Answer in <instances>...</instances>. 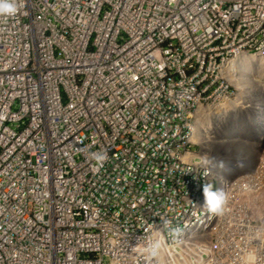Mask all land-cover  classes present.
I'll use <instances>...</instances> for the list:
<instances>
[{
    "label": "built area",
    "instance_id": "obj_1",
    "mask_svg": "<svg viewBox=\"0 0 264 264\" xmlns=\"http://www.w3.org/2000/svg\"><path fill=\"white\" fill-rule=\"evenodd\" d=\"M17 3L0 14V264H264V145L228 178L194 140L200 110L236 97L230 61L264 55V0Z\"/></svg>",
    "mask_w": 264,
    "mask_h": 264
},
{
    "label": "rangeland",
    "instance_id": "obj_2",
    "mask_svg": "<svg viewBox=\"0 0 264 264\" xmlns=\"http://www.w3.org/2000/svg\"><path fill=\"white\" fill-rule=\"evenodd\" d=\"M231 73V78L241 75L242 84L249 92L248 96H243L244 101L241 100L242 98L237 99L241 96V89L227 77L236 90V97L232 101L241 100V102L235 106L227 101L215 104L216 106L211 108L225 106L226 111L205 119L204 125L200 126L204 137H207L211 144L208 145V160L214 162L217 175L228 178L236 177L253 168L260 156V149L264 145V68L253 67L243 71L236 69ZM234 126L238 128L239 136L231 137L229 141L223 142ZM237 139H240V143L236 142ZM245 145L254 152H243Z\"/></svg>",
    "mask_w": 264,
    "mask_h": 264
},
{
    "label": "bare ground",
    "instance_id": "obj_3",
    "mask_svg": "<svg viewBox=\"0 0 264 264\" xmlns=\"http://www.w3.org/2000/svg\"><path fill=\"white\" fill-rule=\"evenodd\" d=\"M253 67H262V68H264V55H259L257 53L242 52L238 56L234 57L230 61L228 68L224 70L225 76L230 78L232 83H234L236 86H238L241 89V93H240L241 96H240V98H237V99H241L242 98L241 100L244 101L245 97H243V96H245V95L248 96L249 92L244 87V85L242 84L241 75H237L236 77L234 76L233 78H231V76H232L231 72L232 71L235 72L236 69L243 71L245 69H251ZM241 100H239L237 102L229 100L228 103L230 102V105L235 106L238 103H240ZM224 109H225V106L224 107L219 106L216 109L215 108L214 109L213 108L208 109L207 107H203L200 110L199 114H197V124H198V126L200 127V126L204 125L205 119H207L209 117H212V116H216V115L218 116L219 114L225 112L226 110H224ZM197 124H195L196 132H195V135H194V140L196 142H198V141L203 142L204 145H202V150H204L205 149V145L208 146V144H210L209 143L210 140L207 137H204L203 134L201 135V133L199 132V130L197 128ZM238 132H239L238 128H236L235 126L232 127V132L230 133L229 136H226L225 139H223V142H224V140L225 141H229V139L231 137L239 136Z\"/></svg>",
    "mask_w": 264,
    "mask_h": 264
},
{
    "label": "clouds",
    "instance_id": "obj_4",
    "mask_svg": "<svg viewBox=\"0 0 264 264\" xmlns=\"http://www.w3.org/2000/svg\"><path fill=\"white\" fill-rule=\"evenodd\" d=\"M22 4L17 0H0V14L14 15L19 11ZM205 205L210 212H218L226 203V193L223 190L214 191L210 185L203 187Z\"/></svg>",
    "mask_w": 264,
    "mask_h": 264
}]
</instances>
